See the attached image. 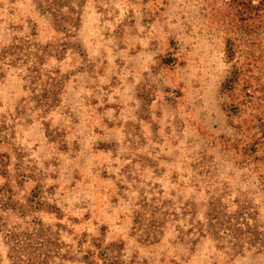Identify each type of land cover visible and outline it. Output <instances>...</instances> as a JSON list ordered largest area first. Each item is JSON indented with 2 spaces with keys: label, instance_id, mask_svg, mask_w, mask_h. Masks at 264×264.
Segmentation results:
<instances>
[{
  "label": "rangeland",
  "instance_id": "1",
  "mask_svg": "<svg viewBox=\"0 0 264 264\" xmlns=\"http://www.w3.org/2000/svg\"><path fill=\"white\" fill-rule=\"evenodd\" d=\"M0 264H264V0H0Z\"/></svg>",
  "mask_w": 264,
  "mask_h": 264
}]
</instances>
